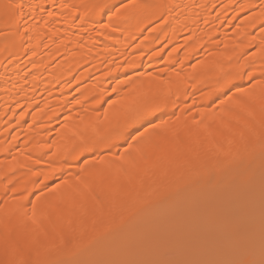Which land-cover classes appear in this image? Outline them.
<instances>
[{
  "label": "bare ground",
  "instance_id": "1",
  "mask_svg": "<svg viewBox=\"0 0 264 264\" xmlns=\"http://www.w3.org/2000/svg\"><path fill=\"white\" fill-rule=\"evenodd\" d=\"M236 156L264 157V0H0V264L107 254Z\"/></svg>",
  "mask_w": 264,
  "mask_h": 264
},
{
  "label": "rangeland",
  "instance_id": "2",
  "mask_svg": "<svg viewBox=\"0 0 264 264\" xmlns=\"http://www.w3.org/2000/svg\"><path fill=\"white\" fill-rule=\"evenodd\" d=\"M163 112L165 110L159 114ZM173 118L161 126L172 123ZM228 163L226 169L223 165L222 170L205 172L207 181L184 183L170 202L166 203L162 196L150 202L146 215L132 220V234L128 224L122 227L124 232L117 230L109 253L104 252L108 246L100 248L102 245L98 242L86 253L71 260L63 259L58 264H103L106 261L151 264L157 257L168 259L166 256L173 258L175 264L176 261L186 264L191 259H195V263L201 261L196 264H243L245 258H253L264 244V157L252 156L244 164L243 158L236 156ZM246 204L255 206L251 217V213L246 217L243 212ZM187 213L190 221L185 224ZM250 232L259 235L249 239ZM122 248L127 251L118 253ZM224 248L223 254L221 249ZM193 249L195 251L191 252Z\"/></svg>",
  "mask_w": 264,
  "mask_h": 264
}]
</instances>
